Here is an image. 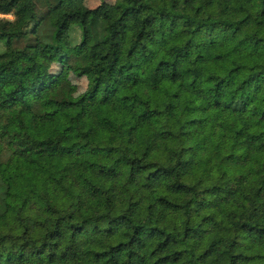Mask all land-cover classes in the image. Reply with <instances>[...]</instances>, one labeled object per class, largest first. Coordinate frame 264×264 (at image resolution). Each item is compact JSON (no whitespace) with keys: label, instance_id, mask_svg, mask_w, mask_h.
I'll return each mask as SVG.
<instances>
[{"label":"trees","instance_id":"trees-1","mask_svg":"<svg viewBox=\"0 0 264 264\" xmlns=\"http://www.w3.org/2000/svg\"><path fill=\"white\" fill-rule=\"evenodd\" d=\"M0 15V264H264V0Z\"/></svg>","mask_w":264,"mask_h":264},{"label":"rangeland","instance_id":"rangeland-1","mask_svg":"<svg viewBox=\"0 0 264 264\" xmlns=\"http://www.w3.org/2000/svg\"><path fill=\"white\" fill-rule=\"evenodd\" d=\"M110 2H114L115 0H107ZM101 2V0H86V4L89 7H95L97 6L99 3ZM0 16H6L8 18H13L11 15H0ZM81 31L79 28L74 29V31L72 32V35L76 38V40L80 39L81 36ZM0 50H2V47H0ZM56 70V72H60V71H64V68L62 66H55L54 68ZM70 81H71V89L73 91L74 94H79L81 92H83L88 84V81L86 78L84 77H77L73 74H70L69 76Z\"/></svg>","mask_w":264,"mask_h":264}]
</instances>
